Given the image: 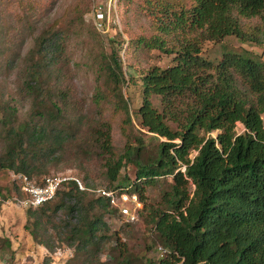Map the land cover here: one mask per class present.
Returning <instances> with one entry per match:
<instances>
[{"label":"trees","instance_id":"obj_1","mask_svg":"<svg viewBox=\"0 0 264 264\" xmlns=\"http://www.w3.org/2000/svg\"><path fill=\"white\" fill-rule=\"evenodd\" d=\"M147 2L154 33L139 41L171 60L165 66L151 65L141 74L139 132L154 140L133 135L136 143L127 140L124 150L115 154L111 123L101 118L82 129L88 130L86 143L107 154V187L117 192H136L142 201L144 184L170 177L163 194L165 207L154 209L151 217L167 251L153 264H264V60L248 49L224 51L216 62L201 53L204 40L218 41L228 34L264 46V0ZM67 37L56 24L35 37L27 50L21 83L31 99L27 116H18L15 103H0L1 168L31 177L35 166L46 165L81 130L80 117L70 120L68 92L57 83V64ZM9 50L12 47L0 48V57L8 64ZM102 56L101 71L111 86L114 108L124 115L123 123H131L121 89L125 76L120 55L115 51L111 57L104 52ZM107 94L95 91V103L108 99ZM238 121L244 126L241 132L235 130ZM126 162L135 167V176L119 181ZM59 194L53 211L63 201L69 203L61 220L68 229L64 241L81 248L104 239L107 222L100 212H89L98 207L115 214L117 208L108 197L67 181L48 201L24 205V228L34 240L52 249L48 241L39 239L38 230L48 232L46 208ZM0 195L6 197L1 187Z\"/></svg>","mask_w":264,"mask_h":264},{"label":"rangeland","instance_id":"obj_2","mask_svg":"<svg viewBox=\"0 0 264 264\" xmlns=\"http://www.w3.org/2000/svg\"><path fill=\"white\" fill-rule=\"evenodd\" d=\"M95 0H0V48L9 50L11 62L0 57V103L8 100L18 107V116H27L31 107L30 97L21 90L27 50L34 44V39L44 30L61 24L67 32V46L57 66V83L68 92L67 108L70 120L80 117L79 131L74 133L64 148L56 152L50 161L40 162L31 170L30 178L40 182L42 177L57 172L75 174L88 182L89 186L109 185L106 175L105 157L96 145L86 143L88 123L98 119H107L112 126L113 152L124 150L127 140L136 143L133 135H140L139 117L136 113L141 103V74L151 65L165 66L170 63V56L154 48L143 46L140 37L154 33L152 17L147 0H117L110 21H105L103 29L96 27L92 14ZM251 21V19L249 20ZM253 21V20H252ZM21 44V45H19ZM248 49L264 60V46L248 41H241L237 36L228 34L221 40H204L201 53L209 60L218 61L224 51ZM117 52L122 61L125 81L122 93L125 98L131 123H123L124 115L114 108L110 95L111 86L102 74V52L111 57ZM19 53V54H18ZM15 57V59H14ZM14 59V60H13ZM59 81V82H58ZM100 89L107 98L101 104L95 103V91ZM81 112L82 114H80ZM235 130L241 132L244 126L236 122ZM217 129L212 131L216 135ZM126 132L130 137H126ZM0 123V152L3 149V135ZM143 139L151 137L146 133ZM154 140V139H152ZM192 151L190 156H193ZM54 157L58 159L55 160ZM19 171L0 167V264H153L167 251L159 240L152 222V212L157 207L164 208L163 194L169 188V176L156 178L153 183L144 184L142 207L136 220H128L119 212L112 214L104 208L90 210L103 215L108 229L104 239L96 245L75 248L64 241L68 229L62 225L66 218L68 202L55 211L60 194L49 202L45 217L48 232L38 230L39 239L48 241V247L34 240L29 230L24 228L27 222L26 207L20 201L25 197L21 189ZM135 167L126 162L117 180H132ZM117 181H114L115 183ZM193 188L189 185V189ZM86 196L85 200H88ZM29 227H35L33 219Z\"/></svg>","mask_w":264,"mask_h":264},{"label":"built area","instance_id":"obj_3","mask_svg":"<svg viewBox=\"0 0 264 264\" xmlns=\"http://www.w3.org/2000/svg\"><path fill=\"white\" fill-rule=\"evenodd\" d=\"M116 2L117 0H95L92 6V14L97 28L103 29L105 21H110ZM17 176L21 178V189L25 193V197L20 199L24 205H40L51 199L64 182L73 181L79 189H87L108 197L110 205L116 207L117 211L127 217L128 220H136L139 209L142 207V201L136 192L126 190L117 192L116 189L104 186H89L84 183L80 176L75 174L62 172L48 174L42 177L40 182L32 180L23 173H19Z\"/></svg>","mask_w":264,"mask_h":264}]
</instances>
